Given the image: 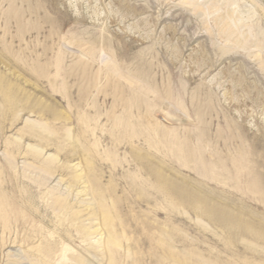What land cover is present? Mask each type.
I'll list each match as a JSON object with an SVG mask.
<instances>
[{"label": "rangeland", "instance_id": "obj_1", "mask_svg": "<svg viewBox=\"0 0 264 264\" xmlns=\"http://www.w3.org/2000/svg\"><path fill=\"white\" fill-rule=\"evenodd\" d=\"M0 264H264V0H0Z\"/></svg>", "mask_w": 264, "mask_h": 264}, {"label": "bare ground", "instance_id": "obj_2", "mask_svg": "<svg viewBox=\"0 0 264 264\" xmlns=\"http://www.w3.org/2000/svg\"><path fill=\"white\" fill-rule=\"evenodd\" d=\"M229 30V29H228Z\"/></svg>", "mask_w": 264, "mask_h": 264}]
</instances>
